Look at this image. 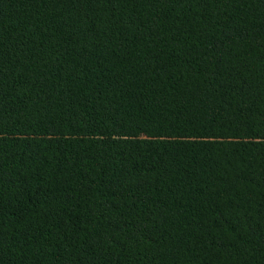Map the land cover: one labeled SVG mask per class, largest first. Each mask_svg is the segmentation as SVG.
I'll list each match as a JSON object with an SVG mask.
<instances>
[{
	"label": "trees",
	"instance_id": "1",
	"mask_svg": "<svg viewBox=\"0 0 264 264\" xmlns=\"http://www.w3.org/2000/svg\"><path fill=\"white\" fill-rule=\"evenodd\" d=\"M0 264H264V0H0Z\"/></svg>",
	"mask_w": 264,
	"mask_h": 264
}]
</instances>
